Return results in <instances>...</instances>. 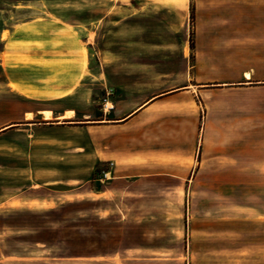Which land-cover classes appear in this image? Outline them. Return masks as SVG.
<instances>
[{
	"label": "crops",
	"instance_id": "0c3cea01",
	"mask_svg": "<svg viewBox=\"0 0 264 264\" xmlns=\"http://www.w3.org/2000/svg\"><path fill=\"white\" fill-rule=\"evenodd\" d=\"M133 1L136 20L156 15L175 24L179 31L182 28L186 0ZM170 1L176 5L170 6ZM232 3L199 0L201 23L208 14H223L220 10L233 7ZM231 21L227 33L238 27L237 19ZM203 35L197 33L194 38L195 57L188 68L192 78L183 86L168 87L152 79L122 80L117 87L108 80L96 81L104 93L101 107L95 105L94 99L87 101L88 96L79 89L80 70L75 65L78 60L70 66L76 73L74 80L70 77V81L54 85L25 83L30 68L21 62L44 64L70 56L68 51L47 45L35 52L7 49V45L20 40L30 43V39L21 37L8 41L0 52V76L6 78L7 85L13 83L16 87L5 103L12 117L0 124V141L14 131L29 135L49 132L69 135L62 141H71L76 151L69 161L45 171L41 182L48 188L30 190L46 189L55 198L60 192L51 187L64 185L70 188L66 192H77L100 181L107 192L93 196L104 199L116 195L107 190L112 185H126V189L144 185L145 193H134L137 212L141 209L138 205L154 204L156 185L162 183L166 185V197L178 203V210L184 207L175 215L181 217V241L186 243V254L170 256L145 242L135 244L134 250L118 258H106V264H207L222 259L224 251L229 253L230 264H238L240 226L264 225V127L257 125L255 120H260L261 114L254 112V94L264 89V38L258 37L259 49L251 51V66L241 69L234 80L208 82L195 74L204 56L201 49L206 47L201 43ZM210 39L209 47L216 49L217 38ZM234 44L238 48L240 43L228 42L227 48ZM220 54L231 64L244 60L245 55L239 50ZM3 55L10 66H4ZM246 73L250 80L244 78ZM103 164L110 165V169L98 174H103L105 180H96V169ZM40 195L28 196L24 204H53V199ZM257 246L264 247V242Z\"/></svg>",
	"mask_w": 264,
	"mask_h": 264
},
{
	"label": "rangeland",
	"instance_id": "374dc122",
	"mask_svg": "<svg viewBox=\"0 0 264 264\" xmlns=\"http://www.w3.org/2000/svg\"><path fill=\"white\" fill-rule=\"evenodd\" d=\"M232 2L233 7L218 9L223 14H208L201 23L199 0H186L179 31L175 24L156 15L136 20L133 0H0V52L8 41L21 37L30 39V43L20 40L7 45V49L35 52L47 45L68 51L70 56L44 64L21 62L30 68L25 83L54 85L70 81V77L74 80L76 73L70 66L78 60L75 65L80 70L79 89L88 96L87 101L94 99L95 105L101 107L104 93L96 81L108 80L117 87L122 80L152 79L168 87L183 86L192 78L188 68L194 62V38L198 33L204 34L201 43L206 47L201 49L204 56L196 77L208 82L230 81L241 69L251 66V51L256 52L260 37L264 38V1ZM168 4L176 5L173 1ZM236 19L237 31L229 29L227 33L229 21ZM211 37L218 40L216 49L209 47ZM237 40L238 48L235 44L227 48L228 42ZM253 40L256 44H252ZM236 50L245 53L244 60L240 58L232 64L222 60L220 52ZM2 62L4 66L8 64L5 55ZM13 87L16 88L0 76V124L12 117L5 103ZM254 98V112L261 114L255 122L264 127V89L256 90ZM63 138L69 135L14 131L0 141V264H106V258H118L134 250L135 244L145 242L168 255L186 254V243L181 241V217L175 215L184 207L178 210V203L166 197L165 184L156 185L154 204L138 205L141 209L137 212L134 193H145L144 185L127 189L126 185H112L107 190L116 195L104 199L93 196L107 192L100 181L77 192H66L70 188L64 185L51 187L60 192L55 198L46 189L30 190L45 187L41 182L45 171L76 154L71 141L65 140V144ZM109 169L110 165L98 166L96 180H105L103 174H98ZM30 195L51 198L53 204L28 207L24 202ZM261 195L264 197V186ZM239 230L238 264H264V247L257 246L264 242V225H244ZM207 264H230L229 253L224 251L222 259Z\"/></svg>",
	"mask_w": 264,
	"mask_h": 264
},
{
	"label": "bare ground",
	"instance_id": "6f19581e",
	"mask_svg": "<svg viewBox=\"0 0 264 264\" xmlns=\"http://www.w3.org/2000/svg\"><path fill=\"white\" fill-rule=\"evenodd\" d=\"M244 78H245L246 80H250V75L246 73V74L244 75ZM108 107L111 108V105H109Z\"/></svg>",
	"mask_w": 264,
	"mask_h": 264
},
{
	"label": "built area",
	"instance_id": "2783aa9c",
	"mask_svg": "<svg viewBox=\"0 0 264 264\" xmlns=\"http://www.w3.org/2000/svg\"><path fill=\"white\" fill-rule=\"evenodd\" d=\"M104 108H106V105H105V107ZM105 177V176H104Z\"/></svg>",
	"mask_w": 264,
	"mask_h": 264
}]
</instances>
